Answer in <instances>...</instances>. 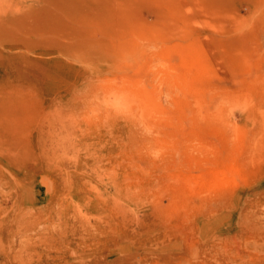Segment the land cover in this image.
Returning a JSON list of instances; mask_svg holds the SVG:
<instances>
[{"label":"rangeland","instance_id":"1","mask_svg":"<svg viewBox=\"0 0 264 264\" xmlns=\"http://www.w3.org/2000/svg\"><path fill=\"white\" fill-rule=\"evenodd\" d=\"M0 264H264V0H0Z\"/></svg>","mask_w":264,"mask_h":264}]
</instances>
